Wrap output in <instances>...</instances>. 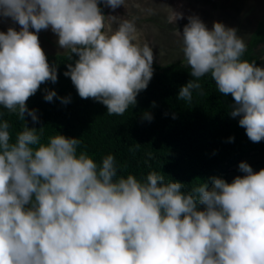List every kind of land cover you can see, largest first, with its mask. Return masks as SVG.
Segmentation results:
<instances>
[{"label":"clouds","instance_id":"9594fccd","mask_svg":"<svg viewBox=\"0 0 264 264\" xmlns=\"http://www.w3.org/2000/svg\"><path fill=\"white\" fill-rule=\"evenodd\" d=\"M105 16L98 0H0V19L20 26L0 31V106L37 121L26 100L57 79L38 41L47 28L68 59L78 57L63 74L81 98L101 102L109 115L135 105L153 74L151 44L138 41L134 19L110 16L117 24L110 29ZM181 16L173 10L169 21ZM187 20L178 35L192 79L177 98L190 103L200 78L210 76L219 93L231 94L230 115L249 140L261 141L264 67L243 58L247 45L236 28ZM54 96L48 90L43 98ZM81 144L24 123L13 138L0 119V264H264V168L241 161L244 175L231 182L212 176L186 188L157 171L120 175L111 153L97 162L78 151Z\"/></svg>","mask_w":264,"mask_h":264},{"label":"trees","instance_id":"16d2710c","mask_svg":"<svg viewBox=\"0 0 264 264\" xmlns=\"http://www.w3.org/2000/svg\"><path fill=\"white\" fill-rule=\"evenodd\" d=\"M246 45L243 58L264 67V15ZM45 55L50 65H56L57 79L42 82L26 100L27 108L38 117L35 124L27 114L23 122L0 106V119L9 121L13 138L23 123L44 126L45 138L55 133L79 137L78 151H86L97 162L111 153L120 175L132 173L141 178L157 171L186 188L197 182L210 183L212 176L231 182L234 176L244 175L238 168L241 161L253 171L264 168V139L249 140L238 124L239 117L230 115L231 94L219 93L210 76L200 78L201 89L193 91L190 103L177 98L179 88L192 79L186 62L157 66L147 87L137 93L135 105L123 115H109L101 102L81 98L70 77L63 74L67 64L78 58L75 53L71 59L68 50ZM48 90L56 92L51 101L43 98ZM58 97L69 100L62 103ZM144 113L151 119L144 118Z\"/></svg>","mask_w":264,"mask_h":264},{"label":"rangeland","instance_id":"374dc122","mask_svg":"<svg viewBox=\"0 0 264 264\" xmlns=\"http://www.w3.org/2000/svg\"><path fill=\"white\" fill-rule=\"evenodd\" d=\"M98 6L106 15L105 25L110 29L117 26L110 16L134 19L138 41L151 44L153 70L171 62H185L178 32L182 33L189 16H198L208 28L212 27L214 21L234 27L247 43L249 35L264 15V0H125L124 5L115 9L98 0ZM173 10L182 16L170 22L169 16ZM9 26L17 30L20 27L10 18L0 19V31H6ZM37 35L44 53L67 51L58 45L57 36L50 28L40 30Z\"/></svg>","mask_w":264,"mask_h":264}]
</instances>
